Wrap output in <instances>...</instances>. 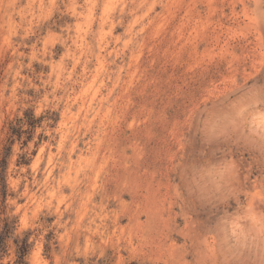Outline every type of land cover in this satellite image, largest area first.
Masks as SVG:
<instances>
[{"label":"clouds","instance_id":"1","mask_svg":"<svg viewBox=\"0 0 264 264\" xmlns=\"http://www.w3.org/2000/svg\"><path fill=\"white\" fill-rule=\"evenodd\" d=\"M95 7L87 0H0V59L11 57L0 107L21 118L31 110L39 121L26 148L27 137L14 145V196L0 212V228L5 215L18 217L14 237L25 249L19 264H109V227L119 211L109 208L115 197L105 180L116 152L108 125L112 85L127 73L118 61L137 55L143 26L133 14L123 35L113 36L120 21L109 19L117 5L107 4L93 31ZM221 12L250 46L247 75L256 77L264 72V0H228ZM94 78L106 87L90 104L85 91ZM214 100L186 114L167 165L179 238L167 255L171 264L177 257L178 264H264V80L241 74ZM23 154L31 162L17 168Z\"/></svg>","mask_w":264,"mask_h":264},{"label":"rangeland","instance_id":"2","mask_svg":"<svg viewBox=\"0 0 264 264\" xmlns=\"http://www.w3.org/2000/svg\"><path fill=\"white\" fill-rule=\"evenodd\" d=\"M87 2L96 5L93 31L98 30L107 4L117 5L109 13L113 24L120 21L112 29L113 36L123 35L133 14L141 18L137 27L143 26L137 38V55L126 54L118 61L127 65V73L122 74L119 84L112 85L115 104L108 114V125L116 152L105 180L108 193L115 197L109 208L119 211L109 227L114 234L113 245L106 250L109 264L120 258L123 264H171L166 250L179 238L172 231L167 165L179 146L176 137L186 123V114L202 105H214V94L228 91L241 74L245 79L264 80V72L256 77L247 75L253 53L242 36L230 32L231 22L224 15L228 9L221 12L228 0ZM24 3L26 0H20L21 6ZM63 20L73 22L70 17ZM10 59L8 53L0 59V82ZM105 87L103 80L94 78L85 91L88 102H94ZM38 123L31 110L21 118L7 105L0 107V212H7V198L14 196L9 180L14 145L27 137L21 144L26 148ZM30 162L23 154L15 164L19 168ZM17 222L18 217L8 215L2 221L0 249L6 251L0 253V262L14 264L16 249L23 248L14 237ZM9 257L16 259L9 261Z\"/></svg>","mask_w":264,"mask_h":264},{"label":"trees","instance_id":"3","mask_svg":"<svg viewBox=\"0 0 264 264\" xmlns=\"http://www.w3.org/2000/svg\"><path fill=\"white\" fill-rule=\"evenodd\" d=\"M0 182H1V180H0ZM5 251H6L5 249H0V253L5 252ZM24 251H25V249H23V248L16 249L17 260L14 262V264H19L20 258L22 257Z\"/></svg>","mask_w":264,"mask_h":264}]
</instances>
